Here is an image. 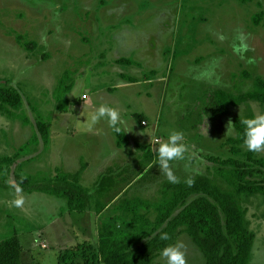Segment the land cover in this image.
Wrapping results in <instances>:
<instances>
[{
	"label": "rangeland",
	"instance_id": "374dc122",
	"mask_svg": "<svg viewBox=\"0 0 264 264\" xmlns=\"http://www.w3.org/2000/svg\"><path fill=\"white\" fill-rule=\"evenodd\" d=\"M262 11L264 0H0V87L18 90L31 120L25 126L0 110V157L12 160L0 166V242L18 235L24 264L101 261L103 224L118 235L139 232L121 202L161 199L168 179L148 154L174 131L183 133L187 148L183 159L170 163L178 180L206 175L231 188L216 175L219 163L210 158L235 156L228 143L237 136L235 120L264 114V103L229 107L226 114L206 115L195 125L208 92L248 93L257 78L264 79V18L254 21ZM241 31L250 48L244 59L233 50ZM19 35L36 48L20 44ZM66 72L74 87L66 96L69 102L61 104L54 91ZM206 72L210 78H197ZM102 103L120 110L128 144L119 146V135L106 119L87 128L84 106L90 111ZM35 111L50 123L48 146ZM34 132L40 145L16 156ZM62 174L90 191L88 210L72 211L63 198L27 193L21 186L29 176L56 180ZM103 178L113 183L109 192L100 193ZM257 180L264 183V174ZM11 182L22 190L19 196ZM21 197L24 203L16 207L12 201ZM241 203L254 235L251 264H264V195L243 196ZM156 215L149 213L153 222ZM153 237L136 247L149 243L156 263L166 264L161 250L181 242L186 264H205L184 228L169 234L168 241Z\"/></svg>",
	"mask_w": 264,
	"mask_h": 264
},
{
	"label": "trees",
	"instance_id": "16d2710c",
	"mask_svg": "<svg viewBox=\"0 0 264 264\" xmlns=\"http://www.w3.org/2000/svg\"><path fill=\"white\" fill-rule=\"evenodd\" d=\"M263 18L264 11L258 13L254 21L259 24ZM17 40L29 50L36 48L35 42L26 40L22 35L17 36ZM120 61L132 62L124 59ZM70 75L66 72L54 91L61 104L69 102L66 96L74 87V82L68 83ZM252 100L264 103L263 78H257L253 90L248 93L235 94L223 89L208 92L207 102L195 127L203 122L206 115L212 119L217 115L226 114L229 107H237ZM23 106V99L18 90L0 87V110L9 117L21 119L27 126L31 124V120ZM36 113L41 123L43 141L48 146L51 143L50 123L45 121L40 113ZM253 115L250 113L247 117H239L234 122L237 136L229 138L228 143L232 144L231 149L235 156L227 159L218 156L210 158L219 163L216 175L225 180L231 188H224L205 175L191 179V185L187 183L189 179L178 180V183L166 181L161 191L162 197L158 201L152 202L140 197L123 200L120 209L129 214L131 222L138 226V234L118 235L110 224H103L99 229L97 250L101 261L89 260L87 264H158L155 262V255L150 253L149 243L140 247L136 245L151 236H154L151 241H158L162 233L169 235L179 228H184L193 243L199 247L205 264H251L254 235L249 232L247 209L241 200L243 196L264 195V183L257 180L264 174V157L243 148L246 145L243 141L244 127L241 120ZM118 135L119 146L129 143L125 132L122 131ZM40 143L38 132H34L29 140L19 147L16 156L30 154ZM148 158L158 161L156 152H149ZM11 161V158L0 157V166ZM32 180L30 176L21 180V186L27 193L42 192L63 198L72 211H85L91 206L93 197L90 191L66 174L56 180ZM112 183V178H103L98 184V191H108ZM201 193L205 195L186 204L191 196ZM178 207L183 208L172 218ZM150 212L157 213L154 222L149 216ZM157 252L158 249L155 254ZM22 253L23 245L18 235L0 242V264H24Z\"/></svg>",
	"mask_w": 264,
	"mask_h": 264
},
{
	"label": "clouds",
	"instance_id": "9594fccd",
	"mask_svg": "<svg viewBox=\"0 0 264 264\" xmlns=\"http://www.w3.org/2000/svg\"><path fill=\"white\" fill-rule=\"evenodd\" d=\"M223 40L225 37L220 36ZM236 40L238 43L233 45V50L236 54L244 59L245 54L250 50L246 35L241 31L237 34ZM210 73H202L197 78H210ZM83 116L86 117V126L89 130L95 127V125L102 119H106L112 128V130L119 134L124 129L121 125L124 123L121 118L120 110L117 107H110L107 104H100L99 107H94L90 111H83ZM241 124L244 127L243 141L248 151L259 153L264 151V114H255L251 118H244L241 120ZM231 128V122H229L228 130ZM158 148L154 149L158 157L159 169L167 176L170 183H178V178L174 175L170 167V162L176 159H183L184 153L187 151L184 143V136L181 132H172L166 142L159 143ZM189 185L192 184V180L187 181ZM11 187L15 188L17 196L21 193V189L15 182H11ZM12 203L16 207H21L24 203L23 198H17ZM170 239L167 233L160 235V240L168 241ZM184 245L181 242L175 244H169L161 250L162 258L166 259V264H186Z\"/></svg>",
	"mask_w": 264,
	"mask_h": 264
},
{
	"label": "crops",
	"instance_id": "0c3cea01",
	"mask_svg": "<svg viewBox=\"0 0 264 264\" xmlns=\"http://www.w3.org/2000/svg\"><path fill=\"white\" fill-rule=\"evenodd\" d=\"M127 133V132H126ZM101 159V158H100ZM107 192H109V191H107Z\"/></svg>",
	"mask_w": 264,
	"mask_h": 264
}]
</instances>
